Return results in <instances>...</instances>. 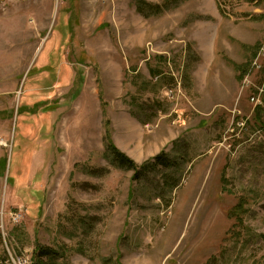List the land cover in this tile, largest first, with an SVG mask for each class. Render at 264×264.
<instances>
[{
    "label": "rangeland",
    "instance_id": "374dc122",
    "mask_svg": "<svg viewBox=\"0 0 264 264\" xmlns=\"http://www.w3.org/2000/svg\"><path fill=\"white\" fill-rule=\"evenodd\" d=\"M25 257L264 264V0H0V264Z\"/></svg>",
    "mask_w": 264,
    "mask_h": 264
},
{
    "label": "trees",
    "instance_id": "16d2710c",
    "mask_svg": "<svg viewBox=\"0 0 264 264\" xmlns=\"http://www.w3.org/2000/svg\"><path fill=\"white\" fill-rule=\"evenodd\" d=\"M140 5H145V3H140ZM140 11H141V7H140ZM112 150L115 152L116 156H117V161L119 163H121L123 166L130 168V169H137V165L129 158L127 157L124 153L118 151L116 148L114 149L113 147H111ZM165 157V153H161L159 156L155 157L153 160H155L156 163H158L159 165H166V159L164 160ZM144 166L146 167L147 165L144 164ZM143 167V168H145ZM138 173V172H137ZM140 173H138L137 176H139ZM53 254L52 251L48 250V249H41L40 250V254L38 257L43 256V255H51Z\"/></svg>",
    "mask_w": 264,
    "mask_h": 264
},
{
    "label": "built area",
    "instance_id": "2783aa9c",
    "mask_svg": "<svg viewBox=\"0 0 264 264\" xmlns=\"http://www.w3.org/2000/svg\"><path fill=\"white\" fill-rule=\"evenodd\" d=\"M7 264H12L10 262V259L8 260ZM17 264H30V263H29V259L25 257V258H19V261Z\"/></svg>",
    "mask_w": 264,
    "mask_h": 264
}]
</instances>
